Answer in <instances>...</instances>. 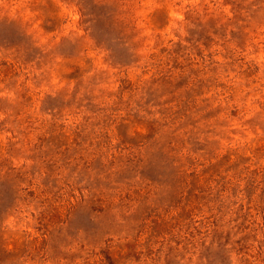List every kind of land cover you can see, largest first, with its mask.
Segmentation results:
<instances>
[{"label": "rangeland", "instance_id": "1", "mask_svg": "<svg viewBox=\"0 0 264 264\" xmlns=\"http://www.w3.org/2000/svg\"><path fill=\"white\" fill-rule=\"evenodd\" d=\"M0 264H264V0H0Z\"/></svg>", "mask_w": 264, "mask_h": 264}]
</instances>
